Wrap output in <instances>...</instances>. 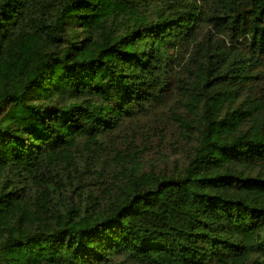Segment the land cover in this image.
<instances>
[{"label":"trees","instance_id":"obj_1","mask_svg":"<svg viewBox=\"0 0 264 264\" xmlns=\"http://www.w3.org/2000/svg\"><path fill=\"white\" fill-rule=\"evenodd\" d=\"M263 65L264 0H0V264H264ZM176 91L186 161L139 169Z\"/></svg>","mask_w":264,"mask_h":264},{"label":"rangeland","instance_id":"obj_2","mask_svg":"<svg viewBox=\"0 0 264 264\" xmlns=\"http://www.w3.org/2000/svg\"><path fill=\"white\" fill-rule=\"evenodd\" d=\"M208 30L210 28L205 29L203 38L210 35L211 32L208 33ZM252 73L260 76L256 81L261 83L259 90L264 94V65L257 70L252 69ZM195 101L194 97L184 96L176 91L167 98L164 105L160 103L154 105L140 120L128 122L114 135L112 143L119 144L124 149H135L141 159L139 169L163 172L182 167L190 144L194 143L188 136L190 131L187 127L189 122L197 120L195 112H192L186 102ZM130 140H133V143L127 147Z\"/></svg>","mask_w":264,"mask_h":264}]
</instances>
